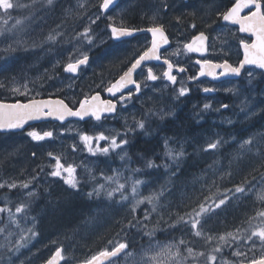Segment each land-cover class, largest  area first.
Here are the masks:
<instances>
[{
  "label": "rangeland",
  "instance_id": "obj_1",
  "mask_svg": "<svg viewBox=\"0 0 264 264\" xmlns=\"http://www.w3.org/2000/svg\"><path fill=\"white\" fill-rule=\"evenodd\" d=\"M157 1L160 2L159 5L153 7V3ZM184 1L178 0L176 3L178 11L181 13L189 11V14L196 15L197 26L205 25L208 20L204 14L203 3L205 1H194L192 9L183 8ZM101 2L102 0H55V11L51 13L48 9L42 17H33L32 6L15 8L19 13L17 19H22L23 24L17 27L15 34L8 33L11 37L25 33L32 21H36V24L34 27H30L24 35L12 38V41L9 38L0 39V58L2 52H7L4 49L9 44L17 47V51L21 55L24 53L23 58L21 57L13 68L8 67V71L0 74V83L5 85V87H0V100L16 101L20 98L26 100V97H21L10 91L13 77L18 83L35 81V87L41 92L43 98H47V95L50 94L60 97L64 92L68 99L74 102L78 95H87L91 88L100 87L108 82L112 75L118 73L123 68L122 64L126 59L138 53L145 46L144 39H137L123 45H114L102 62L107 61L115 68L110 70L108 67L109 70H106L103 67L104 71H102L99 68L100 65L97 66L98 63L92 65L89 73L102 75L104 72L105 78L101 79L98 76L100 82H90L88 85H86L85 79L80 80L78 81L79 86L83 85V87L76 89L75 92H70L73 89L72 83L66 84L60 70L62 62L67 56L59 54L54 45L60 43L63 37H74L76 31L68 33L64 27H71L72 24L77 26V23L80 22L85 25L87 19L82 20L90 12H92L91 18L88 19L90 23L92 20H95L96 23L97 16H99V20L103 19L102 12L98 10ZM27 3L29 4L24 5H31L32 2ZM132 9L139 17H142L141 13L143 9H146L148 19L151 20V17L157 13L159 15L163 8L161 0H149L148 6L145 5V1L131 0L129 7L126 4L123 5L115 12L105 15L104 20L109 23H122ZM159 18L166 20L167 16L162 18L159 15ZM173 19L175 21L176 16H173ZM76 20L78 21L76 22ZM138 21H140L139 18L133 20V22ZM81 24L76 28L81 27ZM83 31L80 29L78 32L82 33ZM50 33H60L56 42L46 40ZM175 35L176 45L171 54L175 57L185 58L183 46L188 40L182 38L181 33L175 32ZM16 41H20L19 45L16 44ZM82 41L83 52L88 53L90 51L88 46L91 44L83 38ZM216 42L221 45L225 43L224 39L220 38ZM26 43H28V47H24ZM44 45L46 49L42 52L43 54L41 56L35 54ZM54 65L55 67H53ZM49 76L51 79L48 78ZM38 77L40 79H37ZM254 77L261 81L259 90H256V86H252L251 83H248V87L244 84L242 88L228 86V90L234 92L235 104L239 108L238 122L246 123L264 112V75H255ZM142 80L146 85L143 95L138 99L133 96L130 102L121 105L118 116L121 126L115 124L82 126V123L79 122L71 123L66 128L50 124L33 128L41 132L53 131V137L44 141H33L27 135V132L33 129L25 130L18 135L10 133L0 135V183L16 182L19 185L30 181L29 188L10 189L15 193L3 200V207H8L10 204L13 213H15L16 206L28 205L24 213L15 214L19 226L11 224L8 213H4V224L8 225L10 230L13 228L11 231L13 235L9 236L8 232H5L4 235L6 253H9V261L4 264H39L46 258L49 251L53 255L58 247L63 248L64 260H62V264H81L82 261L100 250L105 248L110 250L118 242H127L129 244L127 251L133 255L125 256L123 254L113 261L114 264H142L141 258L150 247L158 250L159 246L178 243L181 238L184 239L187 246L193 247L196 253L201 251L206 253L204 257H196V260L191 264H208L207 255L217 256L215 264H222V261L233 264L238 259H242L231 254L236 250L235 244L232 247L226 244L222 245L220 253L213 252V248L220 244L218 240L220 235L229 232L235 233L243 223H247L249 218L255 217L258 210L264 208V202L257 200V195L264 192V124L258 120L253 123L254 126L257 125L255 128L249 129L248 132L244 129L245 135L238 137L237 131L233 130L234 128L230 129L229 123L225 120L224 125L226 124L225 127L228 126L229 129H224L227 131L220 129L209 131L208 135L201 136L200 143L191 142L193 143L191 145L193 158L198 161V165L194 166V169L183 168L184 170L181 171L177 165L173 167L168 165L164 169L163 176L141 177L139 169H132L127 165L120 167L115 164L112 157L122 159L121 157L126 156L128 142L121 145L120 148L110 150L107 154L97 152L93 155L81 142L80 134L86 133L95 136L99 132H104L105 135H117L118 142L119 139L127 140L123 129L131 130L130 132L140 129L138 127L139 115H142L140 109H146L147 113H150L158 121L173 120L177 115L179 97H185L192 91L196 92L191 90L184 96H179V89L187 85L184 80H181L178 86H170L166 82L149 86L146 79L142 78ZM29 86L32 87V84L30 83ZM65 87H69V89ZM215 88L218 91H225V86ZM198 97V100L193 104L195 108L203 104L201 97L199 95ZM221 107L222 105L219 104L217 107L208 109L212 113H218ZM249 138L253 140V144L241 149V143ZM216 141H220L216 149L207 148L208 144ZM99 143L101 147H105L108 146L109 141H100ZM73 145H75V150H73ZM49 152L61 156L62 163H71L76 166L77 189L70 188L63 179L49 175L50 165L55 163L48 156ZM109 176H118L119 183L125 185V190L121 191L124 196L128 197L127 200H121L120 193H117L111 200L103 193L100 196H88V193L92 192L98 184H105L106 189L116 187L115 183L106 181V177ZM92 178L99 182L94 186L88 185L87 189L82 187L83 179ZM136 181L141 183L136 184ZM245 181L248 183L244 194L233 195L232 192L227 191L232 189L234 192L235 186ZM134 186L136 187L135 195L132 192ZM161 190H163V195L160 197L159 205L155 211H152V205L148 204L146 200L139 204L135 211H132L137 200ZM29 192L34 195L29 196ZM225 195L230 197L226 205L201 218L202 236L194 235L190 223L181 222L175 227L171 226L177 221L178 216L189 220L188 214L193 213L194 209L198 210L200 204L208 206L213 204V201L218 202V199ZM34 197L35 199L31 200ZM143 206H146L147 209H142V214L139 217V210ZM145 212L148 213L149 219H145ZM129 222L132 226L129 225ZM251 222L254 226L259 225L260 219L256 218ZM27 229H33L37 233L36 236L31 237L27 247L22 248L19 253L14 250L9 251L8 241H12L14 244L22 233L30 236ZM148 232H153V235L149 237L146 235ZM207 236L215 238L211 244H206ZM228 239L231 241V237ZM109 241L112 243L110 244ZM241 245L242 250L248 252L251 242H248V245H243L241 241ZM183 249L184 245H181V250L183 251ZM151 254L148 252V255ZM261 254H264V249H262L260 241L256 239L255 255ZM248 255L252 256L253 253L249 252Z\"/></svg>",
  "mask_w": 264,
  "mask_h": 264
},
{
  "label": "snow or ice",
  "instance_id": "obj_2",
  "mask_svg": "<svg viewBox=\"0 0 264 264\" xmlns=\"http://www.w3.org/2000/svg\"><path fill=\"white\" fill-rule=\"evenodd\" d=\"M38 0H32V5L37 3ZM55 0H42V3L47 6H53ZM115 3V0H102L100 4V9L102 11H107L111 5ZM162 8L164 11H167L168 4L166 0H161ZM32 5H20L14 4L13 0H0V36H4L6 33H13L17 30V27L23 24L22 19H16L15 23L8 27V20L11 19V12L17 7H31ZM83 7V5H81ZM245 10L247 12L245 13ZM242 13H245L242 15ZM222 19L226 22H230L233 25L239 26V32L241 33H250L254 39L251 43H248L244 40L240 41V45L243 48V59L239 61L238 66L231 65L227 60H224L222 63H213L210 59H198L196 64L200 65L199 76H208L213 80L219 79L221 76H226L233 74L239 76L241 69L245 65H255L260 69H264V0H233L232 5L224 12L218 13ZM99 19V16H97ZM179 19V18H178ZM152 24L146 29L147 32L151 33V46L148 47L145 51L139 54L138 58L131 63L130 67L119 76L114 82H110L109 86L105 88V91L112 97H117L114 102L112 99H102L99 92L94 95H85L83 99L78 100L76 103L78 107L70 106L69 103L65 102L64 98L54 96L50 94L47 98H43L42 94L35 87V81H25L23 83H18L16 78L13 77L11 80L10 91L13 94L19 95L21 97H26V100L21 101L17 99L13 103H6L0 101V133H8L17 129H24L25 125L29 121L40 120L46 118H53L60 122H64L69 117H77L80 120H83L85 117L94 118L96 121H101L106 118L107 114L115 113L117 110V105H126L133 98V91L131 89L125 94L124 90L128 88L129 85L135 86V93H140L141 84L133 79V74L138 68H141L145 62L148 61H160L162 59L160 55V49L163 45L169 43L168 37L165 34V26L163 23L159 22V15L154 14L151 17ZM92 23H95V20H92ZM111 29V35L115 39H119L125 36H131L134 31L141 29H129L127 27H117L115 25H109ZM191 27L196 28L195 24H192ZM91 28L86 27L82 33H78L77 37H82L84 40H87L89 44L92 43V37L90 35ZM60 33L49 34L46 37L48 42H56L57 36ZM208 37L203 31H200L198 34L193 35L190 42L184 44V51L187 53H200L202 56L208 51L207 45ZM20 41H16V44L19 45ZM17 47H14L12 44H9L4 51L7 52H16ZM179 53V50L177 54ZM89 63V56L87 53L81 52L79 55L73 57L72 54L68 57V62L64 64L63 71L65 73L77 74L82 66H86ZM59 64V61H57ZM163 64L167 65V68L162 72L161 76H158L152 67H147V81H156L158 79H166L173 84L176 83L177 77L173 74L174 68L178 72L186 71L183 67H178L174 65L169 59L164 58ZM55 67V65L53 66ZM219 70V71H218ZM8 71L7 61L5 60V66L0 67V72ZM47 74V70H46ZM251 75V73H249ZM51 79V77H48ZM37 79H40L39 77ZM189 79H198V77H190ZM30 83L32 87H30ZM0 87H5L3 83H0ZM204 92H212L213 88H204ZM188 92L186 87H181L179 89L178 95L184 96ZM119 94V96H117ZM211 105L205 104L204 108L208 109ZM222 107L227 108V105H222ZM138 127L144 128L143 121L138 122ZM27 135L31 137L33 141H44L48 138H52L54 133L51 130L47 131H37L35 129L28 131ZM80 140L84 144L87 151L93 155L97 152L107 154L110 150H115L120 148L121 145L126 144V139H119L117 135H105L104 132H99L95 136H90L86 133L80 134ZM100 141H109L108 146L101 147ZM220 141L210 143L207 145L208 149H216ZM253 144L251 138L244 140L240 147L244 149L245 146H250ZM73 150H75V145H73ZM250 150V149H249ZM35 156V153H33ZM169 155H172L170 152ZM182 155V153L177 154ZM48 156L52 158L55 163L51 164V171L49 175L52 177H59L63 179L64 183L67 184L72 189H77L78 180L76 177V166L68 163H62L61 156L54 155L52 152L48 153ZM123 159V157H121ZM175 158V157H174ZM151 166V165H149ZM230 175V173H229ZM35 179V178H33ZM106 181L109 183H115L117 186L114 188L106 189L105 184H98L94 187L92 192L88 193L89 197L100 196L101 193L106 195L108 199H112L117 193H120L121 200H127L128 197L124 196L122 189L125 188V185L119 183L117 177H106ZM141 183L136 181V184ZM245 181L240 185L235 186L234 192L232 189H228V192L235 194H244L246 192ZM29 182L17 184L16 182L11 183H0V189L7 187L8 189H14L17 187L27 189L29 188ZM133 195L136 194V187L132 189ZM29 196H33L34 193L29 192ZM163 195V190L158 193H153L148 197H144L136 201V204L133 205L132 211H135L136 207L139 204H142L147 201L148 204L152 205V211H155L159 205V199ZM230 197L225 195L223 198H219L218 202L213 201V204L205 206V204H200L198 210H193V213H189V220H185L183 216H178L176 222H174L172 227H175L176 224L184 223L189 224L190 228L194 230V235L197 237L202 236V223L201 218L206 214L214 212L215 209L221 208V206L226 205ZM257 200L264 202V192H260L257 195ZM28 205L20 204L15 207V213L12 212L11 208L0 207V213H8L9 221L11 224L19 226L18 220L15 218V214L24 213ZM259 218L260 224L253 225L252 220ZM145 219H149V215L145 212ZM248 228L240 229L238 228L235 233L229 232L225 235H220L218 240L220 244L213 248V252L220 253L222 252V245H228L232 247L235 244V249L231 254L238 259L237 262L233 264H264V254L257 256L255 255L256 248V239L260 241L262 249H264V208L256 212L255 217L249 218L247 221ZM131 225V222H129ZM7 229L0 228V233H4ZM29 235L21 234L18 239L15 240L14 244L12 241H8V250L15 251L19 253L22 248L27 247V244L31 237L36 236V232L33 229H27ZM8 235L11 236L13 233L8 231ZM149 237L153 235V232L146 233ZM231 237V241L228 239ZM256 238V239H254ZM215 238L213 236L206 237V244H211ZM241 241L243 245H248V242H251V245L248 247V252L242 250ZM111 244L112 242L109 241ZM181 245H184L183 251L181 250ZM0 247H5V245H0ZM129 244L127 242H118L114 244L111 249L105 248L100 250L96 254L92 255L90 258L82 261V264H114L113 258L118 257L122 253L125 256H132L131 252H128ZM175 249V251H173ZM148 252H151V255H148ZM186 252V255L184 253ZM253 253L252 256H249L248 253ZM204 257L206 253L201 251L196 253L193 247L187 246L184 239L181 238L178 243L168 244L164 246H159L158 250L149 248L144 252V257L141 258L142 264H191L192 261L196 260V257ZM146 257V258H145ZM208 264H215L217 261L216 255H207L206 257ZM64 260L63 248L58 247L55 253L47 260L46 264H60V261ZM222 264H229L227 261H222Z\"/></svg>",
  "mask_w": 264,
  "mask_h": 264
},
{
  "label": "flooded vegetation",
  "instance_id": "obj_3",
  "mask_svg": "<svg viewBox=\"0 0 264 264\" xmlns=\"http://www.w3.org/2000/svg\"><path fill=\"white\" fill-rule=\"evenodd\" d=\"M128 1L119 0V2L116 4L115 7H113L112 9H110L109 11H107L105 13L100 9V6H99L98 10L102 11L103 19H101V20L96 19V23H90V20H88L89 18H91L92 12H90V14L86 15V18H83V20H82V21H84V19H87L85 25H83V22H82V24L80 22V23H77V26H79L81 24V27L76 28L77 26H73V24H72L73 22H70L72 24L71 27H69V26L64 27V29H66V32L72 33L75 30L76 34L72 38L63 37L60 43L54 44V45L56 46V51L59 52V54H63L64 57L67 56V58H65L64 61L62 62L60 70L62 72V75L64 77L66 84L69 85L70 83H72L71 86L73 87V89H71L70 92H75L76 89L83 87V85L79 86L78 81H80V80L85 79L86 85H88V84H90V82L91 83L100 82V80L98 79V76L101 79L105 78L104 72L102 73V75L89 73L92 65H94V64L97 65V63H98L97 66L100 65L99 68L102 71H104V68H106V70H109V69H107L108 67H110V70L115 68L112 64H108L107 61H105L106 63L104 61L102 62V59H104V57H106V54L109 53L108 51L114 45H123V44H126L128 42H131V41H134L137 39H144L146 41L145 46L143 48H141V50L138 51V53L134 54L133 56L128 57V59H126L125 63L122 64L123 68L118 73H115L114 75H112L108 82H105L100 87L91 88L89 90V92L87 93V95L91 96V95H94L95 93L99 92L102 99H112L114 102L116 101L117 97L108 96L107 92L105 91V88L109 86L110 82H114L116 79H118L119 76L123 73V71H126L127 68L130 67L131 63L134 62V60L136 58H138L139 54H141L143 51H145L148 47L151 46V39H152L151 34L146 31V29L148 27H150L152 24V20L148 19V12L146 9H143V11L141 13L142 17H139V15L136 14L133 9L130 10L128 13V16H125L126 18L123 19L122 23H109L108 21L104 20L105 15H109V14L115 12L117 9H119L123 5L126 4L129 7L131 0H128ZM142 1H145V5L147 4V6H148L149 0H142ZM194 1H197V0H185L184 5H182V6H184L183 8L192 9ZM199 1H205L203 3L205 6L204 14L206 15V19H208L207 22L205 23V25H203L202 27L196 25V21H195L196 15L189 14V11H185L182 13L178 11V9L176 8V5H177L176 3L178 2V0H168L167 1V4H168L167 11H164L163 9H161L162 12H159V15H161L162 18H164V16H167V19L166 20H160V18H159V22L163 23L165 26V34L168 37L169 43H168L167 47L160 50V55L162 57V59L160 61L153 60V61L145 62V64L142 65L141 69L135 74L134 80H136L138 83L141 84L140 94L136 95L135 88L131 89V90L133 91V93H134L133 96L136 99L140 98L143 95L144 90L146 88V85L143 82L142 78H144V80L146 79L147 67H152L153 71L158 76H161L162 72L167 68V65L163 64V59L167 58L174 65H177L178 67H183L186 69V71H184V72H178L174 68L173 74L176 75V77H177V81L175 83L177 85H172V86L180 85V82H181L180 80H184L185 82L187 81L186 82V84H187L186 88L188 89V92L191 90H195L199 94V96L201 97L202 103H203L201 105L202 107H204L205 104L211 105L210 108L217 107V105H219V104L227 105L228 106L227 108L221 107L220 111L223 113V117L225 118V120L229 123L230 129H233L234 123L232 122L231 119H232L233 115H235L236 117H239L238 116L239 108L235 104V100H234V96H233L234 92L231 90H228V86L230 85L231 87H234V88H238V87L242 88L244 84L246 87H248V83H251L252 86H256V90H259V85H260L261 81L258 80L259 78H255L254 76L255 75L259 76L262 74L264 75V73L262 71L255 69V68H244L242 75L238 79H227V80H224L221 82H213L210 80H201L198 82H192L193 79H189L190 77H197V74L200 70V65L196 64V60H198V59L207 58V59L212 60L213 63H222L224 60H227L234 67L238 66L239 61L243 59L242 47L240 45V41L244 40L248 43H251V41H252V39L250 37L239 32V27L224 22L222 17L220 15H218V13L226 11L232 5L233 0H215V1L214 0H199ZM13 2H14V4L18 3V4L24 5V4H29L27 2H32V0H13ZM159 3H160L159 1H157L156 3H153V7H157L159 5ZM189 4H192V5L190 6ZM31 5H32V3H31ZM44 5H46V4L42 3V0H38L37 3L32 5V9L35 8L36 6L40 7V9H43V10H40L37 12L33 10V12H32L33 17H42L45 15V13H47L48 10L45 9L46 6H44ZM246 12H247V10H245V13ZM144 13H145V15H143ZM245 13H242V15ZM173 16H176L175 21L173 19ZM16 17L17 18L19 17L18 12L16 13ZM134 18H139L140 21L133 22ZM71 20H73V19H71ZM77 21L78 20H76V22ZM88 23H90V24H88ZM192 24H195L196 28L191 27ZM109 25H115L117 27L123 26V27H127L129 29H141V30H138V31H140V33L134 35L131 38H128V39H125L122 41H115L112 38L111 29H110ZM86 27L91 28L90 35L92 37V43L90 46H88L90 48V51L87 53V55L89 56V63L86 66H82L81 70L75 75L70 74V73H65L63 71V66H64V64H66L68 62L69 55L72 54L73 57L75 58V56H77V55H79V53L83 52V47H82L83 41H82L81 37L80 38L77 37V34L79 33L78 31L80 29L84 30ZM200 31H203L205 33V35L208 37V41H207L208 51L206 52L205 56L199 57L198 55H196L194 53H187L184 51V48H183V51H184L183 56H185V58L175 57L174 55L171 54V51L175 48V45H176L175 32H177V34L181 33L182 38H184L185 40H188L187 41V43H188L192 39L193 35L198 34ZM18 37H20V35ZM218 38L224 39L225 43L222 45L218 44L216 42ZM67 42H68V44H67ZM25 46L26 45H24V47ZM45 49H46L45 45L41 46L40 49H38L35 54L41 56L43 54L42 52H44ZM249 73H251V75H249ZM257 81H258V83H256ZM147 82L149 83V86H156V85H158L160 83H164V82H166L168 85H170L166 81V79H163V78L158 79L156 81H147ZM217 86H225V91H218L215 88ZM65 88L69 89V87H65ZM204 88H213L214 91L204 92L203 91ZM127 92L128 91H126L125 94ZM201 95H203V96H201ZM47 96H49V95H47ZM60 98H64L65 102L69 103L70 106L78 107V104L76 102L80 99H83L84 96L78 95L77 100L74 102H71L68 99L67 94L63 92L62 95L60 96ZM1 100H3V99H1ZM20 100L24 101V100H22V98ZM120 110H121V105L118 104L115 115H113L111 117H106V118L102 119L101 121H95V120L91 119V120H88L85 122H80V123H82L81 124L82 126H85V125L86 126H88V125H108V124H115L117 126H119V125L121 126V122L118 121V116H119ZM142 110L144 111L146 109H140V112H141L140 114L143 115ZM225 114H226V116L228 115L229 117L228 116L226 117ZM142 115H139L140 121H143V119H144V117H142ZM67 123H65V124L52 123V122H50V123H46V122L45 123H39V124H35L33 126H30L28 129H26V131L29 129H33V128H39L43 125L48 126L49 124L54 125V126L61 125L64 128H66L71 123H79V122L68 121ZM130 131L131 130L123 129V132L126 133V136H128ZM19 133H21V132H19ZM19 133H10V134L18 135ZM7 134H9V133H7ZM0 135H3V134L0 133ZM13 193H15V191H11L8 188L0 189V207H3V200L9 198V195H11ZM35 197L32 198L31 200L35 199ZM8 208H10V204H8ZM3 218H4V213H0V228H6L7 230L5 232L13 231V228H11V230H10V229H8L9 228L8 225L4 224ZM5 232L0 233V245H4L3 239H4ZM8 254L9 253H6L5 247H0V264H4L7 261H9ZM51 256H52V252L49 251V253L46 255V258H44L42 261H40L39 264H45L47 262V260L51 258ZM258 257L259 256H257V258ZM245 263H247V261H245Z\"/></svg>",
  "mask_w": 264,
  "mask_h": 264
},
{
  "label": "trees",
  "instance_id": "obj_4",
  "mask_svg": "<svg viewBox=\"0 0 264 264\" xmlns=\"http://www.w3.org/2000/svg\"><path fill=\"white\" fill-rule=\"evenodd\" d=\"M47 8L51 11V13H53L56 9L55 4L53 6H48ZM33 10L36 11L42 9L36 6L35 8H33ZM16 13V9L12 10V18L8 20V27H11V25L14 24V21L17 19ZM35 24L36 21H32V23L26 29V32L30 27H34ZM25 33L20 34V36L24 35ZM15 37L18 36L11 37L8 33H6L4 36H0V39L9 38L11 40ZM25 45V47H28V43H26ZM23 55H21L18 51L6 53L2 52L0 58L1 67L5 66L6 60L7 67L13 68L20 61L21 57L23 58ZM1 73L2 72H0V74ZM198 95L199 94L197 92L192 91L185 97H179L177 115L175 116V119H173L175 121L171 119L158 121L153 118L150 113H147V111L144 110L142 115V117H144V128H140L137 131L129 132L127 136L128 152L126 156L123 157V159H118V157L112 156L115 164L119 166L127 165L132 169H139V175L144 178L163 176L165 174L164 169L168 165H172V167L177 165L179 166V169L181 171H183L185 168L194 169V166L198 165V161L193 158L194 155L192 154L191 146L193 143L191 142L193 141L194 143H200V140L202 139L203 135L209 133V131H214L217 128L220 130L222 128H225L227 130L229 129L228 126L225 127V119L223 118V116H219V113L212 114L211 116L210 112L203 111L199 107L197 110L195 107H193V104L195 103L196 97H198ZM3 100L13 101L11 99ZM218 116L222 120L218 118ZM244 135L245 133L240 136L242 137ZM170 152L172 153V155H169ZM180 153H182V155H177ZM82 181V187L86 189L88 185L94 186L99 182L95 180V178L89 180L83 179ZM142 209L146 210L147 208L146 206H143L139 210V217L142 214ZM25 224L27 223L25 222ZM247 228L248 223H243L240 227V229Z\"/></svg>",
  "mask_w": 264,
  "mask_h": 264
},
{
  "label": "water",
  "instance_id": "obj_5",
  "mask_svg": "<svg viewBox=\"0 0 264 264\" xmlns=\"http://www.w3.org/2000/svg\"><path fill=\"white\" fill-rule=\"evenodd\" d=\"M118 2H119V0H115V3H114L113 5H111L107 11H109L110 9H112L113 7H115L116 4H117ZM107 11H103V12L105 13V12H107ZM224 22H226V21H224ZM226 23L231 24L230 22H226ZM231 25H233V24H231ZM234 26L239 27L238 25H234ZM138 33H140V31H134L133 34H132L131 36H125V37H121V38H119V39H115V38H113V37H112V38H113L115 41H122V40H125V39H128V38H131V37H133L134 35H136V34H138ZM150 34H151V33H150ZM242 34H244V35L250 37L251 39H254V37H252L250 33H242ZM190 41H191V40H190ZM167 45H168V44H167ZM167 45H163V46L161 47V49L167 47ZM161 49H160V50H161ZM194 54L198 55L199 57H203V56L206 55V53H205L203 56H202L200 53H194ZM242 54H243V48H242ZM141 67H142V66H141ZM244 68H255V69L259 70V71L264 72V69H260V68L256 67L255 65H245ZM244 68L241 69V73H240L239 76H236V75H233V74H229V75H226V76H221V77H219V79H216V80H213L211 77H208V76H203V77H201V76H199V72H198V74H197L198 79H193L192 82H198V81H201V80H210V81H213V82H221V81H224V80H227V79H238V78L242 75V73H243V71H244ZM140 69H141V68H138V69L136 70V72L133 74V79H134V77H135V74H136ZM199 71H200V70H199ZM166 81H167L170 85H174L172 82H170V81H168V80H166ZM134 88H135L134 85H129L128 88H126V89L124 90V93H125L126 91H128L129 89H134ZM139 94H140V93H138V94L136 93V95H139ZM107 95L110 96L108 93H107ZM117 96H119V94H117ZM111 97H112V96H111ZM3 102H4V101H3ZM6 103H13V102H6ZM115 114H116V112H115V113H112V114H107L106 117H111V116H113V115H115ZM90 119L95 120L94 118H90V117H85L83 120H80V119L77 118V117H69V118H68L67 120H65L64 122H60V121L55 120V119H53V118H46V119H40V120H33V121H29L28 124L25 125L24 129H17V130H14V131H12V132H8V133H19V132L25 131V130H26L27 128H29L30 126H33V125H35V124H39V123L53 122V123L65 124V123H67L68 121L85 122V121H88V120H90ZM95 121H96V120H95ZM2 134H6V133H2ZM54 253H55V252H54ZM54 253H53V254H54ZM122 255H123V253H122L121 255H119L118 257L113 258V261L116 260L117 258L121 257ZM61 263H62V261H60V264H61ZM45 264H46V263H45ZM81 264H82V263H81ZM245 264H247V263H245Z\"/></svg>",
  "mask_w": 264,
  "mask_h": 264
},
{
  "label": "bare ground",
  "instance_id": "obj_6",
  "mask_svg": "<svg viewBox=\"0 0 264 264\" xmlns=\"http://www.w3.org/2000/svg\"><path fill=\"white\" fill-rule=\"evenodd\" d=\"M102 3V2H101ZM48 9V8H47ZM102 12V11H101ZM59 15V14H58ZM38 16V15H37ZM40 16V15H39ZM61 16V15H60ZM40 27V26H39ZM35 31V30H34ZM111 38V37H110ZM115 42V41H114ZM67 44H68V42H67ZM183 79V78H182ZM181 81V80H180ZM179 82V81H178ZM187 82V81H186ZM256 83H258V81L256 82ZM174 85H177V84H174ZM172 86V85H171ZM187 86V85H186ZM255 87V86H254ZM201 96H203V95H201ZM198 98L199 97H196V100H198ZM198 107L199 108H201L203 111H208V112H210L209 111V109H205L204 107H202V106H196V109L198 110ZM235 109V108H234ZM212 110V109H211ZM233 110V109H232ZM119 111V110H118ZM143 111V110H142ZM195 112V111H194ZM197 112V111H196ZM141 113V112H140ZM200 113H201V111H200ZM220 115L219 116H223V113L221 112V111H219L218 112ZM218 113H212V112H210V114H211V116H212V114H218ZM202 116V115H201ZM218 116V118H220ZM225 116H226V114H225ZM228 116V115H227ZM226 116V117H227ZM203 117V116H202ZM229 117V116H228ZM196 118V117H195ZM204 118V117H203ZM214 118V117H213ZM224 118V117H223ZM221 119V118H220ZM225 119V118H224ZM238 117H236L235 115H233V117H232V122L234 123V129L233 130H235V131H237V134H238V137L240 136V135H242V133H243V130L245 129L247 132H248V130L249 129H252V128H255L257 125H255L254 126V122H256V121H258V120H260L263 124H264V112L263 113H260L257 117H255V118H252L251 120H249L248 122H246V123H242V122H238ZM91 120V119H90ZM93 120V119H92ZM198 120V119H197ZM215 120V119H214ZM222 120V119H221ZM230 120V121H231ZM144 121V120H143ZM173 121H175V120H173ZM224 122V121H223ZM222 122V123H223ZM164 123V122H163ZM162 123V124H163ZM225 123V122H224ZM68 124V123H67ZM81 124V123H80ZM165 124V123H164ZM169 124V123H168ZM167 124V125H168ZM218 124V123H217ZM150 125V124H149ZM210 125V124H209ZM222 125V124H221ZM226 125V124H225ZM151 126V125H150ZM173 126V125H172ZM148 127V126H147ZM206 127V126H205ZM216 127V126H215ZM214 127V128H215ZM218 129V128H217ZM216 129V130H217ZM221 130H224V131H227V130H225V129H221ZM203 131H204V128H203ZM223 131V132H224ZM163 133V132H162ZM162 135V134H161ZM191 135V134H190ZM202 135V134H201ZM208 135V134H207ZM195 136V135H194ZM160 137V136H159ZM184 137V136H183ZM188 137V136H187ZM179 139V138H178ZM187 139V138H186ZM180 140V139H179ZM188 140V139H187ZM186 140V141H187ZM180 142V141H179ZM187 144V143H186ZM187 147V146H186ZM141 153V152H140ZM188 153V152H187ZM148 161V160H147ZM121 167V166H120ZM127 168V167H126ZM112 188V187H111Z\"/></svg>",
  "mask_w": 264,
  "mask_h": 264
}]
</instances>
